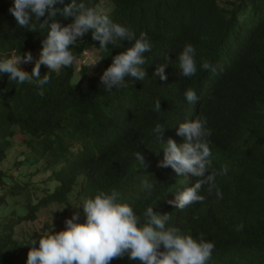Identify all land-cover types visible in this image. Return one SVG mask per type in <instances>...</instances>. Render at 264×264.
<instances>
[{
    "label": "trees",
    "instance_id": "obj_1",
    "mask_svg": "<svg viewBox=\"0 0 264 264\" xmlns=\"http://www.w3.org/2000/svg\"><path fill=\"white\" fill-rule=\"evenodd\" d=\"M108 1L114 8L112 20L149 36L160 64L165 58L172 63L190 43L198 60L211 65L212 79L201 103L207 113L206 140L217 173L215 185L211 191L202 186L204 199L183 209L167 203L175 191L197 179L157 166L164 133L161 140L155 136L151 120L180 107L177 83L168 80L174 74L171 71L164 80L152 74L127 87L145 98L150 114H138L134 123L124 116L112 120L98 112L112 92L103 91L99 76L112 56L130 45L125 40L115 49L108 45L99 50L89 30L70 47L76 59L85 49L96 51L102 65L97 74L86 65L75 72L74 63L49 72L42 96L34 83L17 84L8 80L7 73L0 75V163L14 148L15 136L22 138L24 148L22 160L15 162L24 170L15 175L0 170V264H25L39 235L63 230L73 211L80 213L77 222L84 221L81 210L71 206L110 189L117 190L120 200L137 214L153 205L154 212L169 213L170 223L182 232L211 240L214 249L207 264H264V0L227 1L228 10L217 0ZM87 2L97 7L100 0ZM10 6L11 0H0V54L28 51L37 58L46 30L16 25ZM55 18L61 24L71 22L59 13ZM20 67L28 72L32 68ZM46 71L39 69L41 75ZM157 95L168 101L159 102L161 110H154ZM137 151L142 163L135 157ZM37 175L47 178L36 183ZM145 180L153 185L150 194L141 186ZM9 200L12 207L5 211ZM48 207L58 211L38 230L37 215ZM237 224L243 225L242 230H235ZM26 225L30 230H20ZM32 238L36 245L28 244ZM109 264L141 262L125 256Z\"/></svg>",
    "mask_w": 264,
    "mask_h": 264
},
{
    "label": "clouds",
    "instance_id": "obj_2",
    "mask_svg": "<svg viewBox=\"0 0 264 264\" xmlns=\"http://www.w3.org/2000/svg\"><path fill=\"white\" fill-rule=\"evenodd\" d=\"M103 1L110 5L108 12L99 9ZM227 1L232 0H217V3L228 10ZM113 10V4L108 0H100L97 7L90 6L87 0H11L8 11L16 25L28 30L38 26L46 30L43 31L46 35L40 41L37 58L28 51L22 55L15 50L7 55L0 54V75L7 73L8 80L17 84L34 83L42 96L43 86L49 81V72H57L73 63L77 72L79 66L85 65L77 63L83 58L87 60L90 51L95 52L91 48L85 49L76 59L70 47L89 30L92 40L99 42V50L106 49L108 45L115 49L126 40L130 46L112 56L111 63L99 76L103 91L112 92L104 102L105 107H100L98 112L112 120L124 116L134 123L138 114L149 111L145 98L127 87L144 81L145 77L150 78L152 74L153 78L164 80L172 71L174 77L168 80L177 83L180 107L173 114L163 113L152 118L151 128L155 136L159 134L160 140L164 133L163 142H160L163 156L157 166L170 167L181 177L187 174L197 177L192 186L175 191L173 199L167 201L175 209H183L202 201L204 197L200 189L207 185L211 191L217 175L212 168L206 140L207 113L203 112L201 103L205 85L209 87L212 79L211 65L198 60L190 43L184 44L172 63L165 58V63L160 64L149 36L143 31L137 35L126 25L112 20ZM57 13L64 18L70 17L71 22L61 24L55 18ZM98 60H93L89 66ZM27 63L32 64L30 72L20 67ZM41 65L47 68L43 75L39 72ZM159 102L168 101L157 95L154 110H161ZM135 157L142 163L143 156L139 151ZM141 186L149 194L153 189L146 180L141 181ZM216 196L221 198L219 189ZM71 207L81 210L84 221L77 222L80 213L73 211L70 218H65L63 230H49L39 235L38 246L29 248L25 264H109L113 258L125 256L141 264H207L211 259L214 249L211 240L202 234L193 237L182 232L170 223L169 213L158 214L153 211V205L146 206L141 214H137L129 203L120 200L115 189L98 191ZM242 228V224L235 225L236 231ZM28 244L36 245L37 242L32 238Z\"/></svg>",
    "mask_w": 264,
    "mask_h": 264
},
{
    "label": "rangeland",
    "instance_id": "obj_3",
    "mask_svg": "<svg viewBox=\"0 0 264 264\" xmlns=\"http://www.w3.org/2000/svg\"><path fill=\"white\" fill-rule=\"evenodd\" d=\"M225 1L226 0H222V2H225ZM99 9L102 10V11H104V12H108L110 10V5H109L108 2L103 1ZM88 57L89 58L87 60L83 58L80 61V63H77V64L78 65L79 64H85V65H87L90 68V73L91 74H97L100 71L101 67H102V65L99 62V60L94 65L89 66V64L93 60H97L98 59V56H97L96 51L95 52L90 51L88 53ZM30 64L31 63L22 64V65L27 66V67H29V66L31 67L32 64L31 65ZM42 68H45V66L44 65H41V69ZM13 142H14V148H12V149H10L8 151L7 159L4 162L0 163V170L7 172L8 175H15L19 171V169L21 168V166H19V167L16 166L15 165V162L22 160L21 151L24 149L22 147V145H21L22 144V138L20 136H15ZM20 170H24V169L21 168ZM31 170H33V169L31 168ZM45 178H47L46 175H37L36 176V180H37L36 183L41 182ZM7 206L12 207V201L11 200L8 201V203H7L6 207H5L6 208L5 211L8 210V209H10ZM57 211H58V208L57 207H48L46 209L41 210L38 213V215H37L36 229L40 230L42 228V226H43V223L45 221L50 222L52 220V217H53L51 215V213L52 212H57ZM20 230L26 231V230H30V229L26 225L23 228H21ZM20 230H19V232H20Z\"/></svg>",
    "mask_w": 264,
    "mask_h": 264
}]
</instances>
